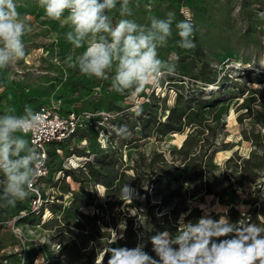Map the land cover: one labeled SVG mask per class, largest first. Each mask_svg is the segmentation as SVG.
<instances>
[{"label":"rangeland","instance_id":"1","mask_svg":"<svg viewBox=\"0 0 264 264\" xmlns=\"http://www.w3.org/2000/svg\"><path fill=\"white\" fill-rule=\"evenodd\" d=\"M16 2L32 31L26 58L0 69V114L50 105L91 117L72 148L50 159L39 191L15 206L0 200V264H101L115 239L102 228L123 236L111 247L133 248L142 234H175L181 214L196 222L205 209L213 219L264 220V0H130L126 18L137 23L171 10L195 25L192 49L178 46L173 25L158 52L175 53V74L136 95L69 68L68 29L37 0ZM109 15L122 18L119 4ZM126 184L133 200H121ZM145 251L158 259L150 243Z\"/></svg>","mask_w":264,"mask_h":264},{"label":"clouds","instance_id":"2","mask_svg":"<svg viewBox=\"0 0 264 264\" xmlns=\"http://www.w3.org/2000/svg\"><path fill=\"white\" fill-rule=\"evenodd\" d=\"M117 4L122 18L113 23L109 13ZM129 5L130 0H37L46 18L68 29L64 36L73 53L64 63L89 78L110 80V90L121 95H136L175 74V53L164 60L158 52L167 45L174 24L180 38L178 46L195 47V25L190 15L177 20L175 11L170 10L164 18L150 15V23L145 25L126 18L132 15ZM17 7L16 0H0V69L14 66L27 56L23 38L32 31L33 18L22 15ZM257 15L264 20V11ZM81 48L82 52H75ZM54 62L60 60L55 58ZM42 123V115L29 105L24 106L22 114H17L12 105L0 114V200L6 205L15 206L34 191L44 161L38 146L30 144L26 136ZM121 198H135L129 184L121 189ZM186 215L178 219L175 234L163 231L147 239L142 234L133 248L111 247L123 236L114 229L102 228V232H115V239L103 250L101 264L105 256L107 264H264V220L252 223L242 218L243 213L235 222L227 216L213 219L207 209L196 222L186 221ZM148 243L158 259L145 251Z\"/></svg>","mask_w":264,"mask_h":264},{"label":"built area","instance_id":"3","mask_svg":"<svg viewBox=\"0 0 264 264\" xmlns=\"http://www.w3.org/2000/svg\"><path fill=\"white\" fill-rule=\"evenodd\" d=\"M33 111L43 117L42 126L26 136L30 144L35 143L38 146L44 161L34 185V190L39 191L37 184L50 173L48 168L50 159L61 155L65 148H72L79 132L87 128L91 115L75 111L64 112L50 105H41ZM38 198L41 199V195ZM38 198L35 196L33 201Z\"/></svg>","mask_w":264,"mask_h":264}]
</instances>
